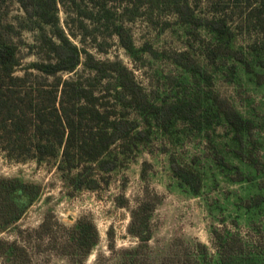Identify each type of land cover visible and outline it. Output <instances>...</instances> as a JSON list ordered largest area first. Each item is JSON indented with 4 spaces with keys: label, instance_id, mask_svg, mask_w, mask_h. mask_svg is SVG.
<instances>
[{
    "label": "trees",
    "instance_id": "obj_1",
    "mask_svg": "<svg viewBox=\"0 0 264 264\" xmlns=\"http://www.w3.org/2000/svg\"><path fill=\"white\" fill-rule=\"evenodd\" d=\"M26 21L39 32L38 40L47 59L30 65L55 81H31L30 74L16 75L20 66L17 46L0 34V147L8 156L33 158L61 157L68 172V185L73 191H97L107 184L108 176L119 166L118 146L122 154L132 153L148 143L155 132L173 138L182 134L187 139L203 138L213 145V161L232 183L246 184L249 190L234 203L236 210L254 226L252 241L226 227H214L211 249L197 242L175 240L158 261L150 257L153 237V215L163 198L145 185L143 196L130 208L124 197L116 199L121 208L130 210L128 234L137 245L118 251L113 264H264V155L256 137V122L244 116L227 97L214 87L215 75L228 64L227 80L236 78V63L256 86H264V60L246 62L234 49V33L223 17L202 19L195 14L189 0H132L121 17L131 22L142 9L164 7L177 18V23L198 36L203 30L209 36L203 62L188 52H157L149 45L137 48L124 23H111V31L120 46L134 62L144 54L154 59L165 57L184 75H169V94L159 89L148 91L119 62H100L74 45L59 26L57 0H17ZM102 20L108 22L112 13L100 8ZM264 26V0L254 9ZM49 28L51 33L46 31ZM240 63V64H241ZM80 65L100 79L113 83L112 97L118 113L102 103L89 87L80 81L63 80L62 73H73ZM133 112L134 118L128 113ZM224 128L227 144L224 149L214 145L217 130ZM177 140H179L177 138ZM227 152V156L223 155ZM172 176L193 197L203 190L199 171L181 164L174 156L169 160ZM148 164L144 163L141 178L145 182ZM106 176V177H105ZM42 194V188L18 178H0V234L16 225L29 205ZM50 239L53 248L70 264H85L98 246L100 235L89 218L78 219L71 227L51 222L47 217L29 234ZM110 240L113 231L108 232ZM59 237V239H58ZM58 240H60L58 242ZM110 250L114 251L113 242ZM0 257L5 264H30L29 251L16 242L0 239ZM100 264H108L104 260Z\"/></svg>",
    "mask_w": 264,
    "mask_h": 264
},
{
    "label": "rangeland",
    "instance_id": "obj_2",
    "mask_svg": "<svg viewBox=\"0 0 264 264\" xmlns=\"http://www.w3.org/2000/svg\"><path fill=\"white\" fill-rule=\"evenodd\" d=\"M132 0H57L59 26L69 40L82 52L92 55L100 62H119L133 75L135 80L148 91L159 89L161 96L169 94L168 76L184 77L182 71L165 57L154 59L144 54L138 62L132 61L120 46L111 31V23H124L137 48L149 45L155 51L188 52L197 62H203L205 44L210 40L203 30L198 36L184 30L177 18L164 7L147 10L135 20L128 22L120 18L123 9ZM195 14L210 20L224 17L234 33V49L248 62L254 58L264 60V26L258 22L254 9L258 0H189ZM112 13L110 21L101 18L100 8ZM51 33L49 28H46ZM0 34L18 49L20 66L16 75L29 73L31 81H55L30 69L33 63L47 59L41 46L39 32L26 21L17 0H0ZM241 63V62H240ZM236 63V78L227 80L228 62L215 75L214 87L221 95L230 99L235 107L257 124L256 137L262 143L264 155V86H256L243 72V64ZM63 80L74 79L89 87L110 110L118 108L112 97L113 83L100 79L94 72L80 65L73 73H62ZM134 118L133 112L128 113ZM224 128L217 130L214 145L224 149L227 142ZM177 138L179 140H177ZM119 155V166L107 178V184L97 191H73L68 185V172L61 163L60 155L41 162L33 158L8 156L0 147V178H18L27 183L41 186L42 194L27 207L21 220L0 239L16 242L25 247L31 257L30 264H70L57 253L49 238L29 236L36 231L47 217L52 223L71 227L78 219L86 217L96 225L100 241L85 264L115 263L118 251L137 245L128 234L130 210L117 205L116 199L124 197L133 208L143 196L145 185L162 196L163 201L153 215L154 232L150 241V257L158 261L169 250L171 244L182 239L191 245L200 242L211 249L210 232L214 227H226L232 232L252 241L254 226L250 224L234 205L238 198L249 190L246 184L232 183L229 176L220 172L213 161V145L203 138H189L180 134L168 138L155 132L151 140L132 153ZM227 156V152L224 154ZM189 165L200 172L203 190L198 197L191 196L172 176L169 160ZM144 163L148 164L146 181L141 178ZM106 177V176H105ZM113 231L110 240L108 232ZM59 239V237H58ZM60 240H58L59 242ZM113 242L114 251L110 250ZM212 250V249H211ZM0 264H5L0 257Z\"/></svg>",
    "mask_w": 264,
    "mask_h": 264
}]
</instances>
